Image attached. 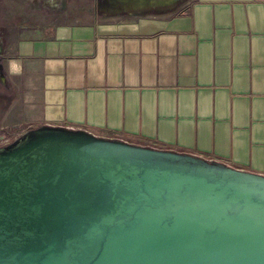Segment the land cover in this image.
<instances>
[{
	"label": "crops",
	"instance_id": "1",
	"mask_svg": "<svg viewBox=\"0 0 264 264\" xmlns=\"http://www.w3.org/2000/svg\"><path fill=\"white\" fill-rule=\"evenodd\" d=\"M185 2L125 14L107 0H0L2 116L264 173V0Z\"/></svg>",
	"mask_w": 264,
	"mask_h": 264
},
{
	"label": "water",
	"instance_id": "2",
	"mask_svg": "<svg viewBox=\"0 0 264 264\" xmlns=\"http://www.w3.org/2000/svg\"><path fill=\"white\" fill-rule=\"evenodd\" d=\"M0 264H264V173L31 123L0 143Z\"/></svg>",
	"mask_w": 264,
	"mask_h": 264
},
{
	"label": "rangeland",
	"instance_id": "3",
	"mask_svg": "<svg viewBox=\"0 0 264 264\" xmlns=\"http://www.w3.org/2000/svg\"><path fill=\"white\" fill-rule=\"evenodd\" d=\"M107 2H110V4L117 5L116 2H112L111 0H107ZM185 0H169L168 2L162 3V2H156L154 4H148L146 2L142 3L141 5H138L134 1L124 4H118L116 7H120L122 13L125 14H139V13H170L173 11H176L180 9L183 5H185ZM111 7V6H110ZM75 14L72 12L71 16H74ZM6 94L3 90V88L0 86V143L9 139H12L22 128V125H13L9 122V119H7L4 115L2 116V112H4V108H6Z\"/></svg>",
	"mask_w": 264,
	"mask_h": 264
}]
</instances>
